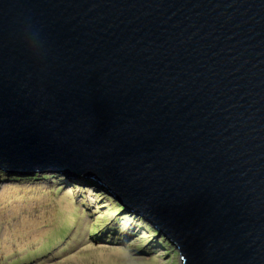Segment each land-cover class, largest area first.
Returning <instances> with one entry per match:
<instances>
[{
  "label": "water",
  "instance_id": "1",
  "mask_svg": "<svg viewBox=\"0 0 264 264\" xmlns=\"http://www.w3.org/2000/svg\"><path fill=\"white\" fill-rule=\"evenodd\" d=\"M0 170L93 182L182 264H264V0H0Z\"/></svg>",
  "mask_w": 264,
  "mask_h": 264
},
{
  "label": "rangeland",
  "instance_id": "2",
  "mask_svg": "<svg viewBox=\"0 0 264 264\" xmlns=\"http://www.w3.org/2000/svg\"><path fill=\"white\" fill-rule=\"evenodd\" d=\"M29 174L9 181L0 170V264L183 263L149 222L118 207L93 182Z\"/></svg>",
  "mask_w": 264,
  "mask_h": 264
},
{
  "label": "trees",
  "instance_id": "3",
  "mask_svg": "<svg viewBox=\"0 0 264 264\" xmlns=\"http://www.w3.org/2000/svg\"><path fill=\"white\" fill-rule=\"evenodd\" d=\"M14 176V177H13ZM4 177H6V178H9V181H22V179H21V176H17V175H7V174H5L4 175ZM26 178H28V177H23V179H26ZM107 196V195H106ZM109 197V196H108ZM117 204V203H116ZM118 207H121V205H118ZM107 228V227H106ZM109 229V228H108ZM107 229V230H108ZM112 230V229H111ZM112 231H116L115 229H113ZM62 233H65V231H60L59 232V234H62ZM99 232H98V230H96V235L98 234ZM110 233H112V232H110ZM116 233V232H115ZM117 234V233H116ZM112 236H114V235H112ZM72 239V238H71ZM114 240V239H113ZM121 242H125V240H120ZM47 244V243H46ZM47 246H50V245H47ZM26 261H30V260H26ZM18 262H21V261H18Z\"/></svg>",
  "mask_w": 264,
  "mask_h": 264
},
{
  "label": "bare ground",
  "instance_id": "4",
  "mask_svg": "<svg viewBox=\"0 0 264 264\" xmlns=\"http://www.w3.org/2000/svg\"><path fill=\"white\" fill-rule=\"evenodd\" d=\"M7 175H17V176H23V175H27V174H10V173H6ZM29 175H34V173H32V174H29ZM65 179H66V177H64ZM67 180V179H66ZM97 186V185H96ZM113 237V236H112ZM112 240H113V238H112Z\"/></svg>",
  "mask_w": 264,
  "mask_h": 264
},
{
  "label": "clouds",
  "instance_id": "5",
  "mask_svg": "<svg viewBox=\"0 0 264 264\" xmlns=\"http://www.w3.org/2000/svg\"><path fill=\"white\" fill-rule=\"evenodd\" d=\"M66 179L68 180V178L66 177ZM103 193V192H102ZM117 203V202H116ZM164 238V237H163ZM165 239V238H164ZM168 242V241H167ZM169 243V242H168Z\"/></svg>",
  "mask_w": 264,
  "mask_h": 264
}]
</instances>
